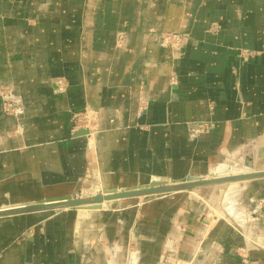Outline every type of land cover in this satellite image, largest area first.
<instances>
[{
    "label": "crops",
    "instance_id": "0c3cea01",
    "mask_svg": "<svg viewBox=\"0 0 264 264\" xmlns=\"http://www.w3.org/2000/svg\"><path fill=\"white\" fill-rule=\"evenodd\" d=\"M240 151L264 169V0H0V208L211 175ZM198 193L0 217V264H243L242 247L264 264V177L234 219Z\"/></svg>",
    "mask_w": 264,
    "mask_h": 264
},
{
    "label": "water",
    "instance_id": "95a60500",
    "mask_svg": "<svg viewBox=\"0 0 264 264\" xmlns=\"http://www.w3.org/2000/svg\"><path fill=\"white\" fill-rule=\"evenodd\" d=\"M250 166H253L252 162H250ZM263 177L264 169H254L223 175H189L188 177L178 181H169L161 178H155L147 184L130 187L108 189L101 186L100 190H98L95 194L85 196H73L71 194H68L62 197L48 198L41 201L6 206L0 208V217L61 209H98L103 206V203L105 201L110 202L117 199L138 197L151 198L156 195L191 190L203 186L244 181Z\"/></svg>",
    "mask_w": 264,
    "mask_h": 264
},
{
    "label": "rangeland",
    "instance_id": "374dc122",
    "mask_svg": "<svg viewBox=\"0 0 264 264\" xmlns=\"http://www.w3.org/2000/svg\"><path fill=\"white\" fill-rule=\"evenodd\" d=\"M203 132H206V131H203ZM191 135H192V132H191ZM198 135L196 136L192 135V137H197ZM245 153L246 151H243V152L240 151L238 153H235L234 156H230L226 158V160H224L225 165L223 168V173L232 174V173L237 172L238 170L246 171L248 169L250 170L258 169L255 163L254 154L251 153V151L249 154H245ZM250 162L253 163V166H250ZM245 166H247L248 168L245 169ZM214 174H211V175H214ZM244 182L245 180L237 181V182L214 184V185L203 186V187H199V188H195L191 190H185V191H194L196 193L200 192L198 194H200L202 198L204 197L207 199L206 200L207 211L213 212V214L216 216H224V217L228 216L234 219V215L230 214L231 210L227 207H229L231 204H234V199H239L238 195H236L237 193L234 194V192H242V186ZM89 184H90L89 188L93 189L94 187H96V185H99L100 183L98 179L95 177V178L90 179ZM99 187L100 186H98L97 188ZM97 188L94 190V192L97 190ZM82 193L83 192H81L80 193L81 195L79 194V196H85V195H82ZM168 194H173V193H168ZM156 196H161V195H156ZM138 198H141V197H138ZM143 198H145V200L150 199L148 197H143ZM204 198L203 200H205ZM115 248L116 246H112V250H114ZM239 253L241 254L243 264H256L254 260H251L249 258L248 250L246 247H242ZM173 259L170 260L168 264H185L183 260L181 259H178L176 257H174Z\"/></svg>",
    "mask_w": 264,
    "mask_h": 264
},
{
    "label": "built area",
    "instance_id": "2783aa9c",
    "mask_svg": "<svg viewBox=\"0 0 264 264\" xmlns=\"http://www.w3.org/2000/svg\"><path fill=\"white\" fill-rule=\"evenodd\" d=\"M188 35L184 33H175L171 32L163 36V45H168L174 48H181L187 41ZM126 35L124 32H120L117 36L116 44L118 46L125 45ZM58 87L62 90L65 89V84L63 80L58 79ZM4 102V110L9 115H14L19 117L23 112V107L21 101L18 99L16 94H13L12 91L3 90L1 91ZM71 120L73 123V130H77L81 127L90 128L95 122L96 118L92 115L90 111H75L71 114ZM210 128L209 123L207 122H195L191 127L192 135L196 136L203 131H207Z\"/></svg>",
    "mask_w": 264,
    "mask_h": 264
},
{
    "label": "bare ground",
    "instance_id": "6f19581e",
    "mask_svg": "<svg viewBox=\"0 0 264 264\" xmlns=\"http://www.w3.org/2000/svg\"><path fill=\"white\" fill-rule=\"evenodd\" d=\"M249 170H250V169H248V170H246V171H249ZM239 172H244V171H238V172H236V173H239ZM215 174H216V175H218V174H219V175H220V174L223 175V174H226V173H223V172L218 171V172H215ZM100 188H101V186H100L99 188H97V190H96L95 192H93L92 194H95L98 190H100ZM108 189H109V188H108ZM89 195H90V194H89ZM105 202H106V201H105ZM105 202H104V204H105ZM106 205H107V204H106ZM106 205H105V206H106Z\"/></svg>",
    "mask_w": 264,
    "mask_h": 264
}]
</instances>
